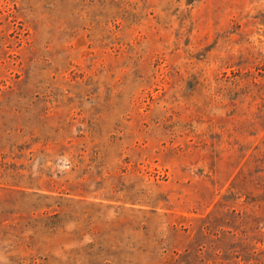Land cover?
Returning <instances> with one entry per match:
<instances>
[{
	"label": "rangeland",
	"instance_id": "1",
	"mask_svg": "<svg viewBox=\"0 0 264 264\" xmlns=\"http://www.w3.org/2000/svg\"><path fill=\"white\" fill-rule=\"evenodd\" d=\"M0 264H264V0H0Z\"/></svg>",
	"mask_w": 264,
	"mask_h": 264
}]
</instances>
